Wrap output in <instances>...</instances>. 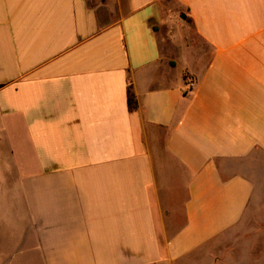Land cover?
Wrapping results in <instances>:
<instances>
[{
  "label": "crops",
  "instance_id": "0c3cea01",
  "mask_svg": "<svg viewBox=\"0 0 264 264\" xmlns=\"http://www.w3.org/2000/svg\"><path fill=\"white\" fill-rule=\"evenodd\" d=\"M257 174L264 0H0V264H248Z\"/></svg>",
  "mask_w": 264,
  "mask_h": 264
},
{
  "label": "rangeland",
  "instance_id": "374dc122",
  "mask_svg": "<svg viewBox=\"0 0 264 264\" xmlns=\"http://www.w3.org/2000/svg\"><path fill=\"white\" fill-rule=\"evenodd\" d=\"M258 177V178H257ZM255 178L259 179V184H257V193H261L263 191L264 195V182L261 180H264V174H257ZM258 194V195H259ZM258 195H255V198H257ZM180 196H182V192L180 193ZM262 202L259 203V205L256 208H253L252 211H249V219L245 220V223L243 222L238 228V231H257V230H264V196L261 198ZM258 219L259 222H258ZM253 236V235H252ZM238 246L240 244L241 239L237 240ZM249 246L248 252H247V260L248 264H264V254L259 255L258 259L257 257L258 249H264V231L259 235V237H256L252 243L248 244Z\"/></svg>",
  "mask_w": 264,
  "mask_h": 264
},
{
  "label": "trees",
  "instance_id": "16d2710c",
  "mask_svg": "<svg viewBox=\"0 0 264 264\" xmlns=\"http://www.w3.org/2000/svg\"><path fill=\"white\" fill-rule=\"evenodd\" d=\"M127 103H128V108L130 111H133L136 109L137 103H136V99L132 91V86L130 82L127 85Z\"/></svg>",
  "mask_w": 264,
  "mask_h": 264
},
{
  "label": "built area",
  "instance_id": "2783aa9c",
  "mask_svg": "<svg viewBox=\"0 0 264 264\" xmlns=\"http://www.w3.org/2000/svg\"><path fill=\"white\" fill-rule=\"evenodd\" d=\"M186 84H187L188 89H191L194 85V82L190 79H187Z\"/></svg>",
  "mask_w": 264,
  "mask_h": 264
}]
</instances>
